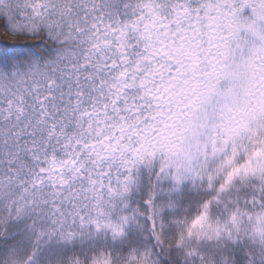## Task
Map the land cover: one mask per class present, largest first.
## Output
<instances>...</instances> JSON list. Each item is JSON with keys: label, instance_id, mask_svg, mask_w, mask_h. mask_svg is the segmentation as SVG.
Returning a JSON list of instances; mask_svg holds the SVG:
<instances>
[{"label": "snow or ice", "instance_id": "6c2138e0", "mask_svg": "<svg viewBox=\"0 0 264 264\" xmlns=\"http://www.w3.org/2000/svg\"><path fill=\"white\" fill-rule=\"evenodd\" d=\"M0 264H264V0H0Z\"/></svg>", "mask_w": 264, "mask_h": 264}]
</instances>
